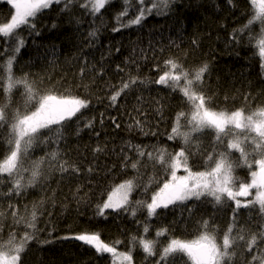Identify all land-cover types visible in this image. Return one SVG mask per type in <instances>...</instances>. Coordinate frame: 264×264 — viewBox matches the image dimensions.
Here are the masks:
<instances>
[{
  "label": "trees",
  "instance_id": "obj_1",
  "mask_svg": "<svg viewBox=\"0 0 264 264\" xmlns=\"http://www.w3.org/2000/svg\"><path fill=\"white\" fill-rule=\"evenodd\" d=\"M62 8L63 4H54L38 14L35 30L26 26L17 30L25 43L15 54L13 74L17 78L27 76L43 91L53 90L57 94L79 95L90 100L88 108L66 122L61 130L63 139L58 145L50 142L34 146L28 157L30 163L58 149L60 159L76 162L80 172L61 174L54 169L49 171L45 165L46 180L22 191L20 196L13 194L10 198H0V211L6 213L0 224L3 229L0 237L6 242L10 231L19 238L26 230L23 225L13 222L9 203L17 205L20 214H24L25 206L30 212L34 203L43 200V207L38 210V236L27 245L21 256L22 264H112L111 254H98L74 236L90 229L99 232L104 242L120 240L117 250L127 251L132 236L145 235L142 224L137 222L147 219L146 210L138 211L135 217L127 212L109 210L105 219L95 215L96 204L105 188L137 175L130 166L126 170L122 168L125 154L131 160L138 158L135 146L139 145L147 152L153 150L152 146L167 147L169 151L183 146L179 138L169 141L166 134L171 131L176 113L187 112L188 106L179 91L173 93L154 83L131 85L115 105H111L109 95L129 76H138L145 81L158 78L167 70L163 61L174 57L186 70L208 65L203 87L216 110L243 108L247 114L264 107V58L259 55L257 43L261 26L256 21L250 26L251 31L246 29L239 34V42L232 38L234 30L242 28L250 18L249 0H233L231 4L228 0H173L165 14L154 12L141 25L132 27H121L116 20L122 8L121 0L110 2L98 16L89 14L80 3H73L67 11ZM13 12L10 5L0 0V23L7 22ZM116 28L119 31L114 30ZM93 30H96L94 38L88 35ZM249 37H252L251 42ZM5 41L15 46L9 38L0 36V52H3L0 64L11 54V48L5 50ZM118 65L123 71L117 70ZM101 70L102 75L99 74ZM23 91L22 86L13 89V108L22 102ZM5 100L6 94L0 89V101ZM136 120L142 121L143 131L135 126ZM88 121L92 122L90 128L84 126ZM43 131L46 136L52 135L48 130ZM0 132L6 136L7 126ZM212 141L213 134L206 131L190 146L194 155L189 157V164L194 165V170H204V150L210 149ZM97 145L104 146L105 151L94 154ZM3 148L0 144V158ZM238 158L239 153L233 152L232 159ZM89 166L94 169L92 173L87 171ZM140 171L137 179L141 183L159 174V169L154 171L147 157L141 158ZM248 173L247 167H238L234 171L235 175L250 181ZM27 175L25 173V178ZM10 186L11 178L0 174V192L7 193ZM141 198V188L130 197L133 201ZM211 200V197L207 198V201ZM233 207L231 201L215 205L202 198L158 210L160 215L149 220L146 234L147 239H158L157 254L148 256L136 246L134 264H156L161 248L171 238H195L192 235L194 222L200 217L209 220L218 238L222 237L231 222ZM261 225H264V219L258 205L241 208L233 235L240 228L245 233H258ZM161 228L168 231L157 238L156 232ZM45 240L50 242L42 243ZM258 247L264 251V243H258ZM231 251L235 255L230 264H247L252 258L244 241H238ZM186 260V256L177 254L172 264H184Z\"/></svg>",
  "mask_w": 264,
  "mask_h": 264
},
{
  "label": "snow or ice",
  "instance_id": "obj_2",
  "mask_svg": "<svg viewBox=\"0 0 264 264\" xmlns=\"http://www.w3.org/2000/svg\"><path fill=\"white\" fill-rule=\"evenodd\" d=\"M4 2L10 5L14 12L10 14L7 22L0 23V36L9 38L15 46L12 47L9 41H5V50L11 48V54L7 56L5 63L0 64V89L6 94V100L0 101V129L6 126L8 128L6 136L0 132V144L4 145L3 155L0 158V174H7L11 178L8 192H0V198L5 196L10 198L13 194L20 196L22 191L46 180L45 165L49 171L54 169L61 174L69 171L80 172L76 162L69 163L60 159L61 154L58 149L28 163L29 150L34 146L50 142L58 145L63 139L61 130L66 122L77 117V114L82 109L88 108L90 104V100L86 97L57 94L53 90L43 91L37 88L33 81H29L27 76L19 78L14 76L15 54L20 52L25 43L23 38L19 37L17 30L22 26L35 30L38 14L50 9L54 4H63L61 10L67 11L73 3H80L89 14L98 16L102 14V10H105L106 5L110 2L114 3L115 0H4ZM172 2L173 0H121L122 8L116 15V20L121 27L138 26L154 12L156 15L165 14ZM228 2L231 4L233 0ZM249 4L250 18L242 28L234 30L232 38L239 42V34L246 29L251 31L250 26L259 21L261 31L257 42L258 51L260 57L264 58V0H249ZM125 17L129 18L125 21ZM114 30L119 31V28ZM36 34L39 35V32L37 31ZM88 35L94 38L96 30L89 32ZM249 40L251 42L252 37H249ZM2 54L3 52H0V55ZM163 64L167 70L158 78L145 81L138 76H129L127 80L122 81L118 90H114L109 95L108 99L111 105H115L118 98L137 82L162 85L173 93L179 91L188 106V111L182 110L176 113L171 131L166 135L169 141L179 138L183 146H178V150L175 151H169L167 147L152 146L153 150L150 152L139 145L135 146L138 158L131 160L125 154L122 168L126 170L130 166L131 169L136 170L137 175L105 188L100 193L101 199L96 204L95 212L96 216L106 219L107 210L117 213L127 212L132 217H135L138 211L146 210L147 219L137 222L142 224L145 235L132 236L131 247L127 251L117 250L116 245L121 243L120 240L104 242L99 232L90 229L76 234L74 239L91 246L98 254H111L112 264H134L133 251L136 246L141 247L148 256L157 254L158 239H147L146 234L150 227L149 220L160 215L158 210L168 209L170 205H182L186 201H200L202 198L215 205L231 201L234 204L233 215L222 237L218 238L209 220L200 217L194 222L195 231L192 235L195 238H171L161 248L156 264H172L177 254L187 257L184 264H230L235 255L231 250L238 241H244L246 251L252 254L247 264H264V251L258 247V243H264V225H261L258 233H245V230L240 228L238 233L233 235L239 209L258 205L261 218L264 219V107L247 114L243 108L216 110L211 106L210 98L206 96L203 87L204 76L208 71L206 63L198 69L186 70L176 58L169 57L163 61ZM117 70L123 71L119 65ZM83 73L82 68L81 75ZM99 74H103L102 70ZM17 86H22L24 89L21 93L22 102L13 108L11 94ZM158 111L162 112L161 109ZM113 123H116L115 119ZM84 126L90 128L92 122L88 121ZM135 126L143 131L142 121L136 120ZM116 127H119V124H116ZM43 130H48L52 135L46 136ZM206 131L213 134L212 145L210 149L204 150L206 157L204 170H194V165L189 164V157L194 155L190 151V146ZM145 134L155 135V133ZM197 148L199 150L198 144ZM104 151L105 147L101 145L93 149L94 154ZM233 152L239 153L238 159H232ZM144 157L152 163L154 171L159 169V174L141 183L137 177L141 175V158ZM238 167H247L250 181L234 174ZM181 170L184 174L178 175ZM87 171L92 173L94 169L89 166ZM25 173L28 174L26 178ZM137 188L142 189V198L133 201L130 197ZM253 189H255L253 199H247L253 196ZM208 197L212 200L207 201ZM43 204V200L34 203L30 212L25 206L24 214H20L17 205L8 204L13 222L23 225L26 230L19 238L14 231H10L6 242L0 237V264H22L21 256L27 245L37 239L38 210ZM5 215L4 211H0V224ZM2 230L0 227V232ZM167 231L166 228L157 230L156 237L164 236ZM49 242L42 241V243Z\"/></svg>",
  "mask_w": 264,
  "mask_h": 264
},
{
  "label": "rangeland",
  "instance_id": "obj_3",
  "mask_svg": "<svg viewBox=\"0 0 264 264\" xmlns=\"http://www.w3.org/2000/svg\"><path fill=\"white\" fill-rule=\"evenodd\" d=\"M1 1H4V0H1ZM182 174H184L182 170H181L180 172H178V175H182ZM252 191H253V196H250V197H248L247 199H253L254 194H255V189H253ZM241 199H243V198H241ZM186 202H187V201H186ZM107 211H109V210H107Z\"/></svg>",
  "mask_w": 264,
  "mask_h": 264
}]
</instances>
